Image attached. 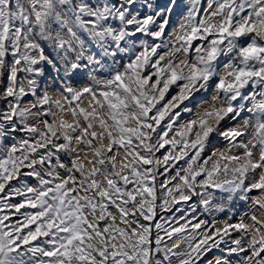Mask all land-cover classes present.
<instances>
[{
	"label": "snow or ice",
	"instance_id": "1",
	"mask_svg": "<svg viewBox=\"0 0 264 264\" xmlns=\"http://www.w3.org/2000/svg\"><path fill=\"white\" fill-rule=\"evenodd\" d=\"M0 264H264V0H0Z\"/></svg>",
	"mask_w": 264,
	"mask_h": 264
}]
</instances>
